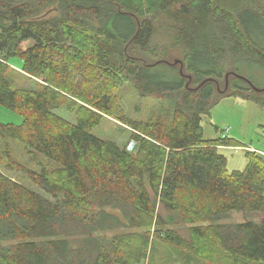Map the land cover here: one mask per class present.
<instances>
[{
    "label": "trees",
    "instance_id": "1",
    "mask_svg": "<svg viewBox=\"0 0 264 264\" xmlns=\"http://www.w3.org/2000/svg\"><path fill=\"white\" fill-rule=\"evenodd\" d=\"M158 29L178 64L153 46ZM14 57L36 89L15 85ZM254 70L262 0H0V105L22 119L0 140L57 164L24 170L47 197L0 172V264H159L157 247L181 264H264V152L228 172L218 147L237 143L201 127L225 97L264 111ZM125 84L161 110L127 119ZM104 116L135 132V153L92 135ZM233 212L260 218L221 223Z\"/></svg>",
    "mask_w": 264,
    "mask_h": 264
},
{
    "label": "rangeland",
    "instance_id": "2",
    "mask_svg": "<svg viewBox=\"0 0 264 264\" xmlns=\"http://www.w3.org/2000/svg\"><path fill=\"white\" fill-rule=\"evenodd\" d=\"M262 1L264 2V0ZM53 15L52 13L51 16ZM156 36L153 46L158 47L159 50L163 48V51H169L170 62L174 63V61L182 59L181 54L171 52V43L164 31L158 29ZM29 45V42L23 43L22 48L25 49ZM8 64L13 69H16L13 79L17 87L22 89L37 88V80L24 75L20 71L23 64L22 59L18 57L11 58L8 60ZM254 73L250 79L258 89H264V72L254 70ZM119 99L124 116L134 122L148 121L152 115L157 114L161 110L160 105L162 103L154 99L139 97L131 84L123 86L119 93ZM165 109H168L167 106ZM54 112L70 123H75L76 121V114L69 113L64 107ZM21 122L22 119L19 115L0 105V123L20 125ZM263 125L264 111L259 106L239 97H225L212 107L208 115L202 117V137L205 140L230 138L237 143L233 147H226L219 151L226 158L228 172L233 170L241 171L247 163V152H257L259 154L264 152ZM134 134L135 132L129 126L110 116H104L101 123L92 130L93 136L101 140L116 142L120 146L127 147L130 142H133L132 149L129 151L132 153H135L137 148V142L133 137ZM43 166L49 170L57 168L55 162L44 161L40 156L29 152L26 147L18 142L0 140V172L46 196L31 182L24 172V170H31L38 173ZM248 218L259 219L260 216L233 212L227 215V218L221 223L236 224ZM202 225H206V223ZM130 231L132 230L126 229L116 231L114 234ZM111 235L109 234V236ZM157 249V261L159 264H181L182 256L185 255L184 252L177 249H166L163 247H157ZM193 263L206 264L199 261L197 263L194 261Z\"/></svg>",
    "mask_w": 264,
    "mask_h": 264
},
{
    "label": "built area",
    "instance_id": "3",
    "mask_svg": "<svg viewBox=\"0 0 264 264\" xmlns=\"http://www.w3.org/2000/svg\"><path fill=\"white\" fill-rule=\"evenodd\" d=\"M132 146H133V142H130V143L127 145V147H126V150H127V151H131Z\"/></svg>",
    "mask_w": 264,
    "mask_h": 264
},
{
    "label": "water",
    "instance_id": "4",
    "mask_svg": "<svg viewBox=\"0 0 264 264\" xmlns=\"http://www.w3.org/2000/svg\"><path fill=\"white\" fill-rule=\"evenodd\" d=\"M179 62H180V61L176 60V61H174L173 64H178ZM260 91H264V89H263V90H260Z\"/></svg>",
    "mask_w": 264,
    "mask_h": 264
},
{
    "label": "crops",
    "instance_id": "5",
    "mask_svg": "<svg viewBox=\"0 0 264 264\" xmlns=\"http://www.w3.org/2000/svg\"><path fill=\"white\" fill-rule=\"evenodd\" d=\"M223 148H226V147H218V152L220 153V149H223Z\"/></svg>",
    "mask_w": 264,
    "mask_h": 264
}]
</instances>
